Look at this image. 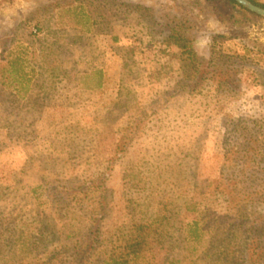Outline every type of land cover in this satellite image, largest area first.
Wrapping results in <instances>:
<instances>
[{
    "label": "rangeland",
    "instance_id": "obj_1",
    "mask_svg": "<svg viewBox=\"0 0 264 264\" xmlns=\"http://www.w3.org/2000/svg\"><path fill=\"white\" fill-rule=\"evenodd\" d=\"M219 6L0 0V264H72L95 219L91 264L135 223L165 264H264V18Z\"/></svg>",
    "mask_w": 264,
    "mask_h": 264
},
{
    "label": "trees",
    "instance_id": "obj_2",
    "mask_svg": "<svg viewBox=\"0 0 264 264\" xmlns=\"http://www.w3.org/2000/svg\"><path fill=\"white\" fill-rule=\"evenodd\" d=\"M215 8H220V4L224 6V8L228 10H236L237 14L240 16L243 15L242 21H246L247 18L250 16L257 17L256 14L248 11L243 6L239 5L235 0H208ZM254 4L263 7L264 3H261L257 0H250ZM219 17L223 20V15H219ZM174 21L172 19L169 21L168 27L171 30V34L168 37V42L170 45H177L179 47H184L186 49V52L191 55V59L193 61H196V55L191 52L190 46L183 44L187 41V39L183 36V33L178 30V26H173ZM3 53V52H0ZM233 65V64H232ZM5 69V68H4ZM5 71V70H4ZM96 72L97 70L94 69L92 72ZM96 75L101 78V72H97ZM99 85L101 84V81L98 82ZM95 187V186H92ZM91 187V188H92ZM104 188V184L100 183L99 187L97 189ZM105 189V188H104ZM104 198V197H102ZM189 211L192 213H196L198 210L196 206L190 207ZM96 213V210L94 211ZM165 218L160 216L159 221L162 224L163 220ZM162 227V225H160ZM157 228L156 224L154 223H139V224H133V226L130 228L129 238L126 240L124 247L118 254H113L110 259L104 260L101 263L102 264H165L164 258H163V251L166 249L165 246H163V240L160 237L161 236V228ZM89 229V236L84 241H77L73 243L74 247L68 250L66 248V251L69 253H72L73 257V263L72 264H91V259L96 257L97 249L99 246L97 244L101 241H99V232L101 231L100 226L97 223V219H95L91 226L88 227ZM201 227H200V221L197 219L192 224L191 228V234L194 237V241H199L203 234H201ZM68 238H72V234L69 232H66ZM186 242H189V238H185ZM262 249V248H261ZM261 259L257 258H248L247 264H263L260 263Z\"/></svg>",
    "mask_w": 264,
    "mask_h": 264
},
{
    "label": "water",
    "instance_id": "obj_3",
    "mask_svg": "<svg viewBox=\"0 0 264 264\" xmlns=\"http://www.w3.org/2000/svg\"><path fill=\"white\" fill-rule=\"evenodd\" d=\"M239 5L243 6L248 11L256 14L259 17L264 18V8L260 7L250 0H235Z\"/></svg>",
    "mask_w": 264,
    "mask_h": 264
},
{
    "label": "crops",
    "instance_id": "obj_4",
    "mask_svg": "<svg viewBox=\"0 0 264 264\" xmlns=\"http://www.w3.org/2000/svg\"><path fill=\"white\" fill-rule=\"evenodd\" d=\"M122 1L127 3V2H130V1H133L134 2V1H137V0H122ZM94 27L95 26L93 25V29H94Z\"/></svg>",
    "mask_w": 264,
    "mask_h": 264
}]
</instances>
